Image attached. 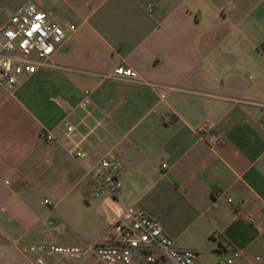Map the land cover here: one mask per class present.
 <instances>
[{"label":"crops","instance_id":"1","mask_svg":"<svg viewBox=\"0 0 264 264\" xmlns=\"http://www.w3.org/2000/svg\"><path fill=\"white\" fill-rule=\"evenodd\" d=\"M28 2L64 38L52 67L11 94L0 87V264H31L16 243H97L128 206L199 262L239 251L235 264L250 263L264 250V0H0V27ZM116 66L174 90L159 99L102 77ZM108 156L122 166L121 188L92 199L85 170ZM227 199L244 201L257 225L234 217Z\"/></svg>","mask_w":264,"mask_h":264},{"label":"built area","instance_id":"2","mask_svg":"<svg viewBox=\"0 0 264 264\" xmlns=\"http://www.w3.org/2000/svg\"><path fill=\"white\" fill-rule=\"evenodd\" d=\"M49 17V13L39 11L28 2L0 27V87L7 93L11 94L21 79L32 75L38 68L52 67L50 56L54 48L61 44L64 31ZM102 77L142 85L157 94L159 99L163 98L165 90H174L145 81L135 71L123 66H116ZM88 99L89 92L83 91L80 109L86 108ZM167 120L165 117L164 121ZM72 131V126L65 127L66 134ZM42 138L47 142L54 141L49 131H45ZM222 144L224 141L217 139L211 141L209 146ZM71 156L73 159L83 158L84 153L73 151ZM161 168H165V165H161ZM84 174L91 182L89 195L92 199L102 195L116 199L123 169L115 156L99 158ZM227 202L233 206L234 217L242 218L252 226L257 225L244 201L232 202L227 199ZM42 204L49 203L44 200ZM15 248L31 264H44L45 259L53 258L75 263L89 258L99 264H235L241 256L239 251H231L218 256L214 262H199L197 252L176 248L175 241L165 235L157 220L131 206L122 209L119 220L108 226L104 237L97 243L84 246L43 243L23 246L16 243Z\"/></svg>","mask_w":264,"mask_h":264},{"label":"rangeland","instance_id":"3","mask_svg":"<svg viewBox=\"0 0 264 264\" xmlns=\"http://www.w3.org/2000/svg\"><path fill=\"white\" fill-rule=\"evenodd\" d=\"M244 76L246 77L247 75H244ZM249 76H250V78H252V76H254V75L249 74ZM70 197H72V196H69L68 198H70ZM60 208H61V205H59L57 207V209H60ZM57 211L60 212V211H62V209L57 210ZM70 221H71V223H70L69 226L71 228V231L72 232H78V223H77V220L75 218L71 217ZM63 223H60V222L58 223L57 220H53L52 230L55 233L62 232V234H64V235H71L69 233L68 229L67 230L65 229V225ZM250 256H251V258H249V262L250 263H248V264H264V250L255 249L254 252ZM252 257H256L257 260L256 261H253ZM244 264H247V263H244Z\"/></svg>","mask_w":264,"mask_h":264}]
</instances>
